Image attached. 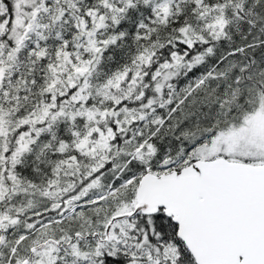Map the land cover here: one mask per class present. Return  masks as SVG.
Returning a JSON list of instances; mask_svg holds the SVG:
<instances>
[{
    "label": "snow or ice",
    "instance_id": "snow-or-ice-1",
    "mask_svg": "<svg viewBox=\"0 0 264 264\" xmlns=\"http://www.w3.org/2000/svg\"><path fill=\"white\" fill-rule=\"evenodd\" d=\"M0 264H264V0H0Z\"/></svg>",
    "mask_w": 264,
    "mask_h": 264
}]
</instances>
